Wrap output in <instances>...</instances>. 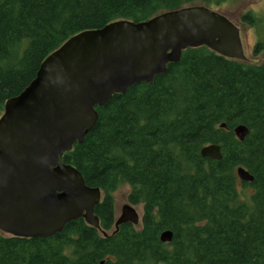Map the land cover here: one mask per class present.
Returning a JSON list of instances; mask_svg holds the SVG:
<instances>
[{
  "label": "trees",
  "instance_id": "1",
  "mask_svg": "<svg viewBox=\"0 0 264 264\" xmlns=\"http://www.w3.org/2000/svg\"><path fill=\"white\" fill-rule=\"evenodd\" d=\"M195 2L202 1L0 0V117L72 36ZM242 20L256 29L255 51L264 52V16ZM98 115L62 161L101 190L100 229L78 219L50 238L0 233V264H264V62L189 48L153 83L114 95ZM240 125L248 130L243 141L234 132ZM209 145L220 146L221 160L201 156ZM238 168L254 180L241 181ZM124 184L129 203L143 205L140 229L114 228V195ZM165 231L170 243L160 240Z\"/></svg>",
  "mask_w": 264,
  "mask_h": 264
},
{
  "label": "water",
  "instance_id": "2",
  "mask_svg": "<svg viewBox=\"0 0 264 264\" xmlns=\"http://www.w3.org/2000/svg\"><path fill=\"white\" fill-rule=\"evenodd\" d=\"M207 47L228 59L246 60L241 31L228 17L203 6L185 7L147 21H114L69 38L41 64L35 79L6 101L0 117V232L14 238H50L78 219L100 229L99 188L62 161L98 121V109L114 95L151 84L189 48ZM226 128V125H221ZM234 132L240 141L245 126ZM203 158L221 160L209 145ZM241 181L252 182L244 168ZM140 215L125 205L116 228ZM173 239L161 234L163 243ZM103 264V263H101Z\"/></svg>",
  "mask_w": 264,
  "mask_h": 264
},
{
  "label": "rangeland",
  "instance_id": "3",
  "mask_svg": "<svg viewBox=\"0 0 264 264\" xmlns=\"http://www.w3.org/2000/svg\"><path fill=\"white\" fill-rule=\"evenodd\" d=\"M202 2H195L194 4H186L182 8L192 6H203L210 8L222 15L228 17L241 31V39L246 57L245 62L249 65L262 64L264 62V52H256L255 47L258 42V35L256 29L245 24L242 18L247 14H254L264 16V0H221L215 2L214 0H201ZM131 188L124 184L115 193V217L120 218L122 209L129 204L128 196ZM140 215V224L137 229H140L141 218L143 215V205L134 206ZM4 237H8L2 234Z\"/></svg>",
  "mask_w": 264,
  "mask_h": 264
},
{
  "label": "flooded vegetation",
  "instance_id": "4",
  "mask_svg": "<svg viewBox=\"0 0 264 264\" xmlns=\"http://www.w3.org/2000/svg\"><path fill=\"white\" fill-rule=\"evenodd\" d=\"M127 205H131V206H133L132 204H127ZM134 207V206H133ZM136 210V209H135ZM122 212H123V209H122ZM83 219V218H82ZM119 219V218H118ZM118 219H116V217H115V225H116V222H117V220ZM84 220V219H83ZM85 221V220H84ZM100 222V221H99ZM141 222H142V218H141ZM86 223V222H85ZM127 223H130V222H127ZM87 224V223H86ZM123 224H125V223H123ZM140 224V223H139ZM88 225V224H87ZM114 225V228L117 230L118 228H119V226L116 228V226ZM122 225V224H121ZM135 227H137V226H139V225H134ZM141 226V225H140ZM114 232V231H113ZM113 232H108V233H104V236H108V234H113ZM1 233V232H0ZM1 234H3V233H1ZM5 235V234H4ZM7 236V235H6ZM161 237V236H160ZM6 238H14V237H10V236H8V237H6Z\"/></svg>",
  "mask_w": 264,
  "mask_h": 264
}]
</instances>
